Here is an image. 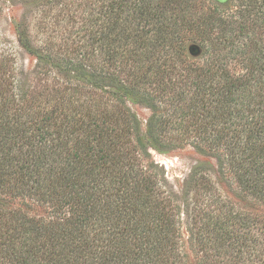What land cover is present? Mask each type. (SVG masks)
<instances>
[{
    "label": "trees",
    "instance_id": "trees-1",
    "mask_svg": "<svg viewBox=\"0 0 264 264\" xmlns=\"http://www.w3.org/2000/svg\"><path fill=\"white\" fill-rule=\"evenodd\" d=\"M25 3L0 36V264H264V0ZM187 148L228 192L202 165L177 191L154 153Z\"/></svg>",
    "mask_w": 264,
    "mask_h": 264
},
{
    "label": "rangeland",
    "instance_id": "rangeland-1",
    "mask_svg": "<svg viewBox=\"0 0 264 264\" xmlns=\"http://www.w3.org/2000/svg\"><path fill=\"white\" fill-rule=\"evenodd\" d=\"M25 1L28 0H0V36H2L3 39L6 38V40L10 42L7 43L3 40L4 45L10 47L15 45L14 47L16 49L14 19H20L21 16H26L29 11H32L30 7V10L28 9V6L26 9ZM29 14H31V12ZM39 14L40 12H37V15ZM3 44L0 43V47H3ZM17 63L29 73L35 67L34 58L29 57V55L23 52L19 53ZM135 111L143 120L147 119L149 116V111L146 109L135 107ZM154 156L156 160L165 166L171 183L176 186L177 191L180 193L191 171L200 165L208 172L209 177L216 186L228 192L226 181L220 175L216 161L210 157L200 155L191 148L181 150L179 153L172 156H164L156 153H154Z\"/></svg>",
    "mask_w": 264,
    "mask_h": 264
}]
</instances>
